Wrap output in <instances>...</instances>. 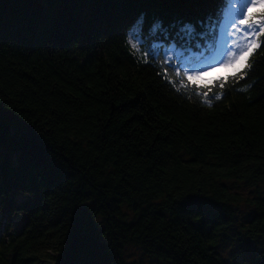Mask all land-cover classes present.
I'll return each mask as SVG.
<instances>
[{
	"label": "trees",
	"instance_id": "16d2710c",
	"mask_svg": "<svg viewBox=\"0 0 264 264\" xmlns=\"http://www.w3.org/2000/svg\"><path fill=\"white\" fill-rule=\"evenodd\" d=\"M0 3V112L20 122L6 128L28 143L38 138L56 164L37 200L21 201L4 185L0 264H66L74 214L87 203L103 221L112 264H133L130 244L168 264H227L215 245L237 222L243 198L226 180H264V46L247 76L208 106L177 94L126 46L124 24L142 9L161 11L156 5L130 4L115 22L72 33L21 25L115 9L87 0ZM14 147L6 136L5 150ZM193 193L214 210L188 207ZM250 202L240 232L263 237L264 196Z\"/></svg>",
	"mask_w": 264,
	"mask_h": 264
},
{
	"label": "snow or ice",
	"instance_id": "6c2138e0",
	"mask_svg": "<svg viewBox=\"0 0 264 264\" xmlns=\"http://www.w3.org/2000/svg\"><path fill=\"white\" fill-rule=\"evenodd\" d=\"M85 2V0H71ZM115 9L114 14L31 18L21 25L24 31L57 28L76 33L90 27L113 23L130 4L146 2L161 11L142 9L124 24L125 44L138 62L157 68L172 90L181 96L212 106L220 100L230 83L243 80L251 69V58L264 46V0H87ZM214 7L205 12V5ZM3 3H0L2 9ZM259 9V10H257ZM223 71L212 79L206 76ZM7 121L20 122L10 113L0 112V195L7 183L21 200H37L46 194L48 182L56 173L55 161L48 160L38 138L31 143ZM16 145L4 148L5 137ZM190 208L209 214L214 206L190 194L185 201ZM87 203L74 214L75 224L66 246V264H112L107 240L101 235L103 221L92 213ZM233 264H264L261 254L252 251L243 239L230 253Z\"/></svg>",
	"mask_w": 264,
	"mask_h": 264
},
{
	"label": "rangeland",
	"instance_id": "374dc122",
	"mask_svg": "<svg viewBox=\"0 0 264 264\" xmlns=\"http://www.w3.org/2000/svg\"><path fill=\"white\" fill-rule=\"evenodd\" d=\"M259 10V9H258ZM223 71H214L208 75H222ZM230 189L236 193H239L243 200L237 205L238 208V220L228 229L223 236L218 240L215 248L223 256L227 264H233L234 257L230 255L231 252L237 247V243L240 239H243L248 247L254 251H260L264 249V236L253 238L246 236L240 232V223L246 221L250 217V212L252 210V204L250 202L256 195L264 196V180L257 181L254 184H248L247 182L230 178L226 180ZM23 222V218L18 216L16 228H20ZM126 257L128 261L133 264H168L163 259L154 256L150 253L144 251L139 245L130 244L126 247ZM39 264H52L51 262H46L42 260Z\"/></svg>",
	"mask_w": 264,
	"mask_h": 264
}]
</instances>
